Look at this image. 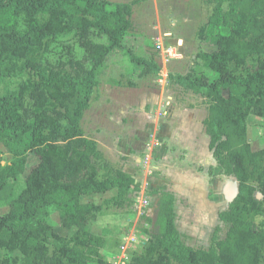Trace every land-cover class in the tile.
<instances>
[{"label": "trees", "instance_id": "trees-1", "mask_svg": "<svg viewBox=\"0 0 264 264\" xmlns=\"http://www.w3.org/2000/svg\"><path fill=\"white\" fill-rule=\"evenodd\" d=\"M205 1L213 9L197 37L200 46L215 50H201L198 58L212 75L191 71L171 78L206 100L209 150L223 174L238 182V195L218 214L225 237L218 225L209 247L194 249L177 228L176 196L157 192V219L129 264H264V228L256 224L264 215V149L255 150L248 140L250 117L264 122V0ZM133 6L110 10L107 0H0V146L10 157L2 166L0 156V204L8 206L0 214V248L18 251L21 264H109V240L93 231L103 207L84 199L116 190L110 202L124 208L141 186L134 172L111 167L99 144L85 136L82 121L116 52L125 53L142 77L161 71L153 55L127 42L135 36ZM68 36L76 38L83 57L68 46L67 63L45 62L50 42ZM250 57L260 58L257 67L246 77L235 76L231 65L242 67ZM19 62L29 78L9 80L2 90ZM31 154L39 161L28 169ZM24 174L25 187L16 196L12 181ZM53 212L62 228L73 231L71 237L56 231Z\"/></svg>", "mask_w": 264, "mask_h": 264}, {"label": "rangeland", "instance_id": "rangeland-1", "mask_svg": "<svg viewBox=\"0 0 264 264\" xmlns=\"http://www.w3.org/2000/svg\"><path fill=\"white\" fill-rule=\"evenodd\" d=\"M107 1L110 10L118 4H134L132 22L135 36L127 42L139 53L153 55L161 71L142 77L123 52H116L102 71L100 86L91 108L84 115L82 128L86 137L99 144L111 167L134 172L141 188L124 208L110 202L117 196L116 190L84 199L103 207L93 224V231L109 240L104 251L109 264H129L134 254L141 253L145 230L153 228L157 219L160 202L157 192L169 191L177 199L176 224L183 241L194 249L208 248L216 226L223 227V238L227 232L226 227L219 223L218 214L228 207L213 198L228 177L213 174V171L211 174L198 173L201 164L207 168L214 164L201 127L207 116L208 104L200 95L179 86L171 75H187L191 71L212 75L198 54L201 50L212 52L215 48L200 46L197 33L207 23L213 6L205 0ZM25 26V19H19L20 29L24 30ZM68 46H72L77 58L83 57L76 38L68 36L50 42L44 61L53 65L67 63ZM168 48L176 50L173 55L179 58H170ZM259 59L250 57L242 67L231 65V70L235 76L246 77L257 67ZM23 64L14 65L1 85L2 90L9 80L21 82L29 78L28 72L25 74L22 69ZM167 108L172 110L171 114L164 115L162 110ZM189 110H195V113L176 115ZM180 115L182 120H179ZM166 120L168 124H165ZM192 140L195 145L190 143ZM248 140L255 150L264 149V122L261 119L250 117ZM6 152L0 146V156L4 159L2 166L8 165L10 157ZM38 161L36 156L29 155L27 168ZM99 175L104 178L107 174L100 168ZM26 176L24 174L12 181L16 196L23 191ZM232 182L233 178L229 177L225 187ZM230 191H227V196L225 194L228 205L231 203L228 198ZM257 197L262 200L260 194ZM7 211V203H1L0 214ZM51 222L64 237L73 235V231L62 228L57 213L51 214ZM256 224L259 229L264 228V215L256 219ZM0 262L21 264L22 256L18 251L0 248Z\"/></svg>", "mask_w": 264, "mask_h": 264}, {"label": "crops", "instance_id": "crops-1", "mask_svg": "<svg viewBox=\"0 0 264 264\" xmlns=\"http://www.w3.org/2000/svg\"><path fill=\"white\" fill-rule=\"evenodd\" d=\"M171 111H172V110H171L170 108H167L166 110H162V113H163L164 115H169V114H171ZM193 113H195V110L182 111V112L180 111V112H178L176 115H178V114H182V115H185V116H189V115H192ZM179 117H180L179 120H182V119H183V117H182L181 115H180ZM205 118H206V117H205ZM205 118H204L203 121H202L201 127L203 128V135L206 137L207 150H208L209 153H211L210 150H209V141H210V139H209V137L207 136V134H206V132H205L204 125H203V122H204ZM168 123H169L168 120H166L165 124H168ZM190 143L193 144V145H195V143H194L193 140L190 141ZM211 156L213 157V154H212V153H211ZM213 160H214V164H212V165L209 166L208 168H207L205 165H202V164H201L198 173H199V174H211L210 172L213 171V174H217V173H219V174H223V172L219 169V167H218V165H217L216 160L214 159V157H213ZM226 177H227V176H226ZM230 178H233V177H230ZM228 179H229V177H228ZM228 179L226 180V182H222V187H221V189L215 191V193H214V198H213V199L215 200V202H220V204H221L222 206H227V207H228L229 205L226 204L225 194H226V196L228 195V192L230 191V186H231V184H229L230 186L225 187V185H226ZM233 180H234L235 183H236V179L233 178ZM236 185H237V191H238V183H236ZM224 190H225V191H224ZM227 191H228V192H227ZM226 192H227V193H226ZM224 203H225V204H224ZM223 204H224V205H223ZM222 206H221V208H222ZM223 208H225V207H223ZM218 221H219V218H218Z\"/></svg>", "mask_w": 264, "mask_h": 264}, {"label": "bare ground", "instance_id": "bare-ground-1", "mask_svg": "<svg viewBox=\"0 0 264 264\" xmlns=\"http://www.w3.org/2000/svg\"><path fill=\"white\" fill-rule=\"evenodd\" d=\"M232 189L230 191V194H229V200H231V202L236 198L237 194H238V191H237V188H236V185H235V181L232 182Z\"/></svg>", "mask_w": 264, "mask_h": 264}, {"label": "built area", "instance_id": "built-area-1", "mask_svg": "<svg viewBox=\"0 0 264 264\" xmlns=\"http://www.w3.org/2000/svg\"><path fill=\"white\" fill-rule=\"evenodd\" d=\"M176 50H174L173 48H168L167 49V54L170 58H179V57H175L173 54L175 53Z\"/></svg>", "mask_w": 264, "mask_h": 264}, {"label": "water", "instance_id": "water-1", "mask_svg": "<svg viewBox=\"0 0 264 264\" xmlns=\"http://www.w3.org/2000/svg\"><path fill=\"white\" fill-rule=\"evenodd\" d=\"M238 183V182H237ZM238 195V194H237Z\"/></svg>", "mask_w": 264, "mask_h": 264}]
</instances>
